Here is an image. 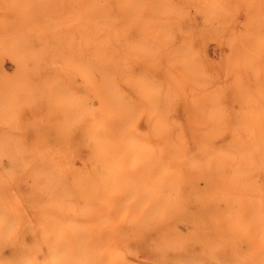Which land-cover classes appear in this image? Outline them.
<instances>
[{"label": "rangeland", "instance_id": "obj_1", "mask_svg": "<svg viewBox=\"0 0 264 264\" xmlns=\"http://www.w3.org/2000/svg\"><path fill=\"white\" fill-rule=\"evenodd\" d=\"M126 1L120 3L119 101H132L142 109L137 124L140 141L137 139L134 145L139 146L141 160L145 159V164L138 168L142 171L137 169L135 173L139 188L129 211L145 214L149 196L162 191L156 182L170 189L177 187L181 191L178 205L183 218L169 224L180 233L184 252L181 264L187 260L232 261L235 245L220 241L221 233L212 230L216 224L210 220L219 207L212 196L217 185L231 181L232 177L228 173L218 174V164L203 158L201 153L204 146L232 142L238 131H264V0H133L130 5ZM84 8V0H0V264H62L67 260L86 264L106 243L120 246L125 264H158L161 260L175 264L171 258L156 254L159 226L140 229L141 235L128 222L111 236H101L93 234L97 222L55 225L39 221L36 163L42 158L50 159L51 149L65 150L72 165V207L81 209L100 196L104 163L99 160L103 152L90 139L92 115L66 134L68 113L64 109L57 111L49 103L48 95L57 91L61 83L81 79L74 69L77 59L90 64L92 49ZM99 70L92 66L90 79L100 83ZM173 77L186 78L189 90L177 91ZM150 80L156 87L150 85ZM86 88L81 83L76 90ZM188 92L192 94L189 96ZM146 99H155L151 101L153 105ZM198 116L202 121L196 119ZM165 129L185 134L187 145L201 152L199 157L176 164L161 158L153 162L149 156L151 146L163 144L161 134ZM217 131L220 133L215 136ZM41 150L46 154L41 156ZM146 152L148 156L143 157ZM171 165L173 172L167 169ZM79 175L83 177L80 184ZM262 177L264 181V174ZM9 224L14 228L10 229ZM180 245L173 244L175 248ZM236 246L239 253L247 250V240L238 241Z\"/></svg>", "mask_w": 264, "mask_h": 264}, {"label": "bare ground", "instance_id": "obj_2", "mask_svg": "<svg viewBox=\"0 0 264 264\" xmlns=\"http://www.w3.org/2000/svg\"><path fill=\"white\" fill-rule=\"evenodd\" d=\"M126 2H127V5H130V3L133 2V0H127ZM120 3H121V0H84V6H85L84 15L86 18V28H87L88 35L90 37L89 38V44H90V47L92 49V53L90 55V65L98 67L100 69L99 71L101 72V77H102V80L100 83L94 81L93 80L94 78L93 79L91 78L92 86L90 89H92V91H91L93 94L92 96H104V97H108V98H111V99L116 100V101H119V98H120L119 85H118V73H119V71H118V65H119L118 50H119L120 5H121ZM192 4H193V2H192ZM122 6H123V4H122ZM175 9H177V8H175ZM182 10L183 9H181V11ZM11 11H12V9H11ZM223 12H224V10H223ZM250 14H253V13H250ZM198 15L200 16V14H198ZM204 18H205V16H204ZM147 20H149V19H147ZM83 24H85V23H83ZM253 26H257V25H253ZM82 28H84V27H82ZM220 29H221V27H220ZM161 34H162V32H161ZM242 35H243V33H242ZM74 36L75 35H73V37ZM157 36H158V34H157ZM158 39H159V37H158ZM166 43L167 42H165V44ZM181 48L182 47H180V50H182L184 48V46L182 49ZM186 48H184V49H186ZM239 49L240 48H238V50ZM235 50L236 49H234V51ZM252 50L254 51V49H252ZM170 53H171V51H170ZM235 53H237V52H235ZM182 54H184V53H182ZM187 54H188V51H187ZM240 54H241V52H240ZM231 59H233V57ZM244 59H243V61H245ZM175 60H177V59L175 58ZM189 60H191V59H189ZM226 64L228 65L229 63H226ZM226 64L224 63V66H226ZM235 64H237V63H235ZM179 67H180V65H179ZM227 71H228V69H227ZM177 73L178 72H176V74ZM221 74H223V73H221ZM231 75H232V73H231ZM119 76H120V74H119ZM176 76H178V75H176ZM224 77H225V75H224ZM227 77H228V75H227ZM147 79L145 78V80H147ZM218 81H219V79H218ZM136 82H138V81L136 80ZM150 83H151L150 85H154V84L156 85V83L152 84L153 82H151V80H150ZM159 86H161V85H159ZM217 86L218 85H216V87ZM136 87H137V85H136ZM151 87L153 88V86H151ZM162 87H163V85H162ZM157 88H156V90H157ZM197 88L198 87H196V89ZM138 89H140V88H138ZM153 89H155V88H153ZM159 89L161 91V88H159ZM210 89H211V83H210ZM218 90H219V88H218ZM183 91L185 92V90H183ZM210 91H212V90H210ZM152 92H155V91L152 90ZM156 92H157L156 94L158 95V90ZM144 93L145 92H143L142 94H144ZM170 93H171V91H170ZM192 93L189 94V92H188V95L190 96ZM201 93H202V91H201ZM10 95H11V93H10ZM195 95H196V93H195ZM15 98H16V96H15ZM155 99H153V100H155ZM153 100H151V101H153ZM151 101L147 100V102H150L151 103L150 105L152 106L153 104ZM193 101H194V99H193ZM13 102H15V101H13ZM11 104L13 105V103H11ZM11 104H9L10 107H11ZM212 104H213V102H212ZM150 107H149V109L151 110ZM119 111H120L119 105H113L110 108H106L105 110H101V111H96L93 114H91L92 115L91 125L93 126V128L91 130L90 139L93 142L92 144H94V146L100 148V150H102V152H103V153L101 152L102 153V159L99 160V161L102 160V162L104 163V167L102 169V174H101L102 175L101 185H100V188L98 189L100 192L99 193L100 195H102L101 190L106 185H109L112 183L111 172H112L114 165L118 159V154L112 151L111 143L109 142V139H108L112 135V132H111L110 128L106 125V121L110 120L112 122V124H114V125L118 124L119 123V121H118L119 120ZM152 111L154 112V110H152ZM200 111H201V108H200ZM156 112H157V110H156ZM243 112H246V111H243ZM262 113H264V112H262ZM200 117H205V116H203V114H201ZM200 117L198 116V118H196V119L198 120V119H200ZM208 118H209V116H208ZM202 119L203 118H201L198 121H202ZM207 121H208V119H207ZM205 122H206V120H205ZM64 123H65V121H64ZM210 123H212V122H210ZM205 124H207V123H205ZM262 124H264V123H262ZM158 126H161V125H158ZM202 126H204V124ZM207 127H206V130H207ZM161 128H162V126H161ZM256 128H257V126H256ZM162 130H163V128H162ZM209 133L211 134V131ZM218 133H220V132L219 131L214 132L215 136H218L219 135ZM235 134L236 135L234 136L232 142L224 143L223 145H218V146L217 145H214L211 147L204 146L205 147L204 152L201 153L199 151V149L198 150L196 149L194 151L193 148H191L189 145H187V136H185V134H183L181 132H173V131H167L166 130L165 132H162V134H161V138L164 139L163 144L153 143V145L151 146L152 152H149L150 153L149 156L151 155V159L153 162L157 161V160H159V158H161V159H165V161L169 162V163L191 161L190 159L198 158L200 153H201L203 158L212 160L214 163L218 164V167H217L218 174L228 173L231 175V177H232L231 181L225 182L224 184H221V185H217L216 191L212 195L213 197H215V201L217 200V202L219 204V207L217 209H214L213 214L210 218L211 222H213V224L215 223L216 225L217 224H220V225L228 224L230 221H232L233 219H236L237 217H239L241 220H246L248 215L251 212L256 211L257 213H259V211H260V208H259L260 188L262 185H264V181H263V177H262V174H264V131H254V130L253 131L252 130L251 131H238ZM211 135H213V133ZM147 137H148V135H147ZM140 139H141V137H140ZM138 141H140V140L138 139ZM217 143H214V144H217ZM148 146H149V144H148ZM133 147L137 151L139 150V146L135 147V145L133 144ZM28 149H27V151H28ZM8 151H11V150H8ZM49 152H50V156H51L50 159L42 158L38 161V163H36V170L37 171H36V175H35V180H36L35 181V192L39 196V200L37 201V207L39 210V221L41 223L55 224V225H56V223H59V222L66 223L68 225L69 224L70 225H73V224H91V223H95V222L99 223L100 221H99V218H98V216L96 214V210H95V205L98 202V198H97V201L94 203H92V202L85 203V206L81 209H76V208L72 207L73 206V203H72L73 198L72 197H73V192H75V191H73V182L70 179V176L72 174V165L68 161V159H66L67 154L65 153V150H63L62 148H54V149L49 150ZM4 153L5 152H3V155H4ZM8 153L7 154L5 153V155L7 156ZM40 154L42 156V155H45L46 153H45V151L41 150ZM145 154H147V155L142 154L143 157L148 156L147 152ZM12 155L10 154V157H12ZM99 156H100V154H99ZM10 157H8V158H10ZM8 158H6V159H8ZM10 160H12L11 162L13 163V159L10 158ZM143 160H145V159H143ZM26 161H28V160H26ZM17 163H18V161H17ZM222 164H226L227 167H221ZM160 166H162V165H160ZM193 167L195 168V166H193ZM99 168H100V166H99ZM144 169L147 170L146 168H144ZM149 169L150 168L148 167V171H149ZM167 169L170 172L174 171V168L172 167V165L169 166ZM8 170H9V168H8ZM162 170H163V168H162ZM182 170H181V172L184 171V170L183 171ZM2 171H3V169L1 170V172ZM141 171H139V169H138V172H141ZM136 172L137 171H135L133 173H126L124 175L120 184L117 185L114 189L113 199L122 200V199H124L127 192L132 187H137V189L139 188L134 181ZM3 173H6V172L4 171ZM7 174H8V172H7ZM184 177H185V175H184ZM82 179H83V177L79 175L77 178V181L79 184L81 183ZM85 183H87V182H85ZM29 184L31 186V183H29ZM156 185L157 186L161 185L162 191L159 193L152 194V196H149L151 198L149 208L147 209L145 214L142 216L136 214L135 212L132 213L129 211V205L134 200H133V198L127 199L126 209H125L127 216H126V219L123 223L129 222L131 226H135L137 229H139L138 234H141V235H142V232H140V229L144 230L145 228H149V227L155 228V227L159 226L160 228H157L158 229V248L156 250V254L159 256H162V257L171 258L170 260L175 261L176 262L175 264H181L184 252L181 249V245H180V235H179L180 233L178 232L175 225L173 226L172 224H169V223H171V221L181 220L183 218L182 209L180 208V205H178V203H181V196H180L181 191L177 187H175L176 189H170L163 183L156 182ZM169 193L171 195H169ZM177 198L180 199L179 202L177 201ZM200 204H201V202H200ZM136 206H139V205H136ZM129 215H131V216H129ZM128 218H130L129 221H128ZM166 223H168V224H166ZM72 227H74V226H72ZM219 232L221 233V237H219L220 241L231 242L233 245H235L233 247L234 258H233L232 262H238V261H244V260H257L258 261L260 259L261 246H260V240H259L258 232H253L252 230H249L246 232V231H243L240 229H236L232 232H229L226 228L223 230H220ZM74 233L75 232L73 230V234ZM77 235H79V233ZM242 239L247 240V250L239 253V252H237L236 244L238 243V241H240ZM172 243L174 244V246L175 245H180V246L175 248Z\"/></svg>", "mask_w": 264, "mask_h": 264}, {"label": "snow or ice", "instance_id": "obj_3", "mask_svg": "<svg viewBox=\"0 0 264 264\" xmlns=\"http://www.w3.org/2000/svg\"><path fill=\"white\" fill-rule=\"evenodd\" d=\"M151 48V45L148 46ZM74 69L80 80L72 81L71 84L59 85L57 91L49 93V103L57 110L64 109L68 113V126L65 133H70L73 128L79 126L82 121L96 111L105 110L113 105H119L121 109L120 122L112 124L106 121V125L110 128L112 135L108 138L111 143L112 151L118 154V159L111 172L112 183L106 185L101 191L102 195L98 197V202L95 205L96 214L99 218V223L94 226L95 235L98 233L101 236H111L119 230V226L125 221L126 201L136 195L137 187H132L122 200L113 199L114 189L120 184L126 173L135 172L145 162L141 160L139 152L133 147L134 142L139 137V129L137 127L138 120L141 114V107L132 101H116L104 96H91L87 88H91L92 81L90 79L92 66L82 60L77 59L74 64ZM81 83L87 85L83 91L77 92V88ZM173 84L177 91L187 89L189 84L186 78L173 77ZM169 195H171L169 193ZM260 211L251 212L246 220H241L239 217L233 219L225 225H214L213 231L227 229L232 232L236 229L243 231L252 230L258 232L260 240V259L246 261H226L223 259L213 261H193L187 260L184 264H264V185L260 188L259 198ZM112 225V227H108ZM9 228H14V225L9 224ZM10 264H29L27 261H11ZM50 264V262H45ZM62 264H83V262L75 260H67ZM86 264H125L123 260L121 248L118 245L106 243L101 246L96 253L94 259L87 261ZM158 264H167V261H158Z\"/></svg>", "mask_w": 264, "mask_h": 264}]
</instances>
